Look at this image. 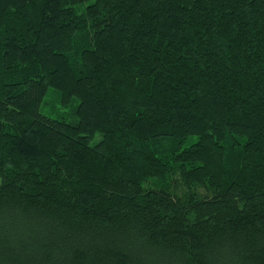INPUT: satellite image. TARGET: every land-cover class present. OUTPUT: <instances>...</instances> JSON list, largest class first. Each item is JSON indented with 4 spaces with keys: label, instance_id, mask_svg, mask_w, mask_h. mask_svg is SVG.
I'll list each match as a JSON object with an SVG mask.
<instances>
[{
    "label": "trees",
    "instance_id": "16d2710c",
    "mask_svg": "<svg viewBox=\"0 0 264 264\" xmlns=\"http://www.w3.org/2000/svg\"><path fill=\"white\" fill-rule=\"evenodd\" d=\"M0 264H264V0H0Z\"/></svg>",
    "mask_w": 264,
    "mask_h": 264
},
{
    "label": "rangeland",
    "instance_id": "374dc122",
    "mask_svg": "<svg viewBox=\"0 0 264 264\" xmlns=\"http://www.w3.org/2000/svg\"><path fill=\"white\" fill-rule=\"evenodd\" d=\"M53 93H54V92H52V94H50V97L53 96ZM54 95L56 96L57 94L54 93ZM54 98H55V97H54ZM56 99H58V96H57ZM77 103H78V101H75V105H76ZM57 108H58V106H57ZM44 109H45L44 111H45L46 114H48V115L55 116V115H57V114H61V115L66 116L68 119L72 120V116L67 115V114L71 113V111L67 108V106H66V107L63 106V107L60 109V113L52 112L50 106H47V107L44 108ZM65 113H66V114H65Z\"/></svg>",
    "mask_w": 264,
    "mask_h": 264
}]
</instances>
